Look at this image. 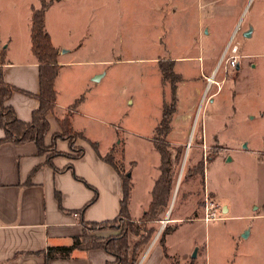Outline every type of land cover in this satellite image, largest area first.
Listing matches in <instances>:
<instances>
[{
	"label": "rangeland",
	"instance_id": "374dc122",
	"mask_svg": "<svg viewBox=\"0 0 264 264\" xmlns=\"http://www.w3.org/2000/svg\"><path fill=\"white\" fill-rule=\"evenodd\" d=\"M50 1L44 19L54 44L61 52L78 49L67 58L89 62L102 77L88 108L96 119L88 131L99 135L102 146L115 142L114 162L135 178L134 206L149 176L159 174L152 136L161 106L171 97L161 63L180 78L164 147L174 184L161 221L169 210L200 218L208 198L218 219L193 233L198 264H264V0ZM11 4L22 13L28 4L40 6L36 0H0L1 6ZM236 20L239 32L233 29ZM231 44L238 46V69L219 64ZM171 56L188 60L175 65ZM214 67L209 85L199 74L209 77ZM203 126L207 132L222 130L223 143H205ZM154 225L158 232L161 222Z\"/></svg>",
	"mask_w": 264,
	"mask_h": 264
},
{
	"label": "crops",
	"instance_id": "0c3cea01",
	"mask_svg": "<svg viewBox=\"0 0 264 264\" xmlns=\"http://www.w3.org/2000/svg\"><path fill=\"white\" fill-rule=\"evenodd\" d=\"M32 6L35 5L28 4L27 11L22 13L14 4L0 5V66L4 81L17 89L11 94L7 104L23 122L31 120L32 110L38 105L35 95L39 90V65L30 50L29 35ZM47 33L53 47L58 50L56 64L59 67L54 78L56 104L53 112L47 115L50 127L44 142L48 146L51 135L61 131L58 121L71 109L70 122L78 135L77 145L83 148V152L77 159L60 155L48 162L46 154L37 152L34 142L0 143V264H106L111 257L102 248L75 250L70 257L45 261L46 247L67 246L72 238L82 234L79 223L81 217L87 222L95 223L117 217L123 192L121 177L103 159L115 147V142L109 139L107 145L102 146L101 140L96 137L99 135H92L88 131L90 124L96 120L88 108L95 102L96 84L102 77L89 69V62L67 58L74 57L78 49L67 48L61 52L48 30ZM183 59L188 60V57L173 59L171 56L170 60L176 65L178 60ZM238 68L237 64L236 69ZM214 70L215 67L211 70V75ZM199 75L205 80L208 77ZM96 77L99 79L96 80ZM209 79L211 81L212 78ZM200 91L198 87L194 95L200 96ZM227 126L224 124L223 127ZM221 131L207 132L203 126L204 142L217 140L223 143L218 135ZM2 136L3 130L0 129V139ZM54 146L56 151L63 154L70 151L65 139L55 140ZM69 163L72 168L66 169L65 166ZM128 174L130 176V172ZM157 175L149 176L142 201L135 206L132 198V179L135 178L130 176L127 209L132 222H138L149 206L150 193ZM91 201L93 202L80 215L79 210ZM221 210L226 213L227 218H231L228 216L230 209L227 206L222 204ZM168 214L164 225L159 227V235L167 229L163 237L167 257L158 244L157 232L138 264H198L196 258L199 244L193 233L210 221L203 222V214L200 218L189 219L184 217V212L173 215L169 210ZM97 232L102 237L109 234V231ZM247 235L248 233L242 236L245 238ZM129 239L136 240L135 237Z\"/></svg>",
	"mask_w": 264,
	"mask_h": 264
},
{
	"label": "trees",
	"instance_id": "16d2710c",
	"mask_svg": "<svg viewBox=\"0 0 264 264\" xmlns=\"http://www.w3.org/2000/svg\"><path fill=\"white\" fill-rule=\"evenodd\" d=\"M39 7L32 6L30 14V50L37 61L38 68V81L39 90L35 95L38 100L37 107L32 110L31 120L29 122H23L19 120L12 108L7 104L10 96L17 89L13 88L3 79V70L0 66V129L3 130V136L0 139V143L9 142L13 144L23 142H34L39 154H44L46 151L51 150L47 161L51 162L54 156L65 155L70 159H77L83 152L82 147L74 148L73 139L78 137L77 133L73 131L70 117L71 114L63 115V118L58 121L61 131L53 133L51 135V143L46 146L44 142L45 136L48 134L49 127L47 115L53 112L56 104V95L54 89V78L56 76L58 65L57 54L58 50L55 49L51 43L50 35L45 28L44 14L46 8L51 3L50 0H36ZM159 65L160 76L163 82L168 83L170 86L171 97L169 104H163L161 107V116L158 124L156 125L152 140L155 151L159 153V174L154 181V186L150 193V203L147 209L142 213L141 218L133 224L130 221V215H128V196L131 188L130 176L127 171L123 174L121 169L114 162V148L105 154L103 159L108 164H111L114 170L117 171L121 177L123 192L119 203L118 216L110 221L103 222H87L81 217L79 223L81 225L82 234L74 237L71 243L67 246H49L46 247L45 261L52 258H67L70 257L75 250H90V249H104L111 257V260L106 264H138L141 255L148 247V244L157 233L156 227L153 224H158L164 216L165 211L169 205L170 194L173 187V173L170 168V156L164 149L168 145L167 135L170 131V119L175 112V94L176 85L180 81V78L176 76L171 67L168 72L165 68ZM173 66V63L171 64ZM67 140L69 148L73 150L72 155L66 153H60L55 149V140ZM95 149L96 145L94 144ZM181 155V152H178ZM66 169H71L72 165L69 163L65 166ZM91 202L85 204L79 214L89 206ZM127 221V223H126ZM121 222V224H120ZM115 231L111 236L102 237L92 234L91 231ZM167 229H164L158 239V244L161 245L164 256L166 255V246L163 242L164 234ZM136 238L135 241H130L129 237ZM45 264V263H44Z\"/></svg>",
	"mask_w": 264,
	"mask_h": 264
},
{
	"label": "built area",
	"instance_id": "2783aa9c",
	"mask_svg": "<svg viewBox=\"0 0 264 264\" xmlns=\"http://www.w3.org/2000/svg\"><path fill=\"white\" fill-rule=\"evenodd\" d=\"M234 28H235L234 32H238L240 30L238 25H236ZM237 51H238V46L235 44H231L227 50L223 51L220 57L219 64L223 63L225 69L229 67H232V68L236 67L238 64V60L240 59V56L238 55ZM213 73L211 76L206 78V81L209 85L212 84L209 82V78L210 77L214 78ZM203 212H204L203 217H202L203 222H209V221H214L218 219L217 206L212 200H209L208 198L205 200ZM164 222H165L164 220L161 221L162 226L164 225Z\"/></svg>",
	"mask_w": 264,
	"mask_h": 264
},
{
	"label": "water",
	"instance_id": "95a60500",
	"mask_svg": "<svg viewBox=\"0 0 264 264\" xmlns=\"http://www.w3.org/2000/svg\"><path fill=\"white\" fill-rule=\"evenodd\" d=\"M63 52H64V51H63ZM95 79L98 80L99 78L96 77ZM190 139H191V136H190L189 140H190ZM188 146H189V143L186 144V148H185V151H184V152H185V154H184V160H185V158H186V154H187V148H188ZM128 175H129V174H128ZM175 191H176V189H175ZM175 191H174V194H175ZM171 206H172V205H171ZM168 212H169V211L166 212L167 215H166L164 221H166L167 218H168V215H169ZM160 231H161V229L159 228V231H158V234L156 235V237L159 235V232H160ZM243 236H246V233L243 234ZM193 256H194V254H193Z\"/></svg>",
	"mask_w": 264,
	"mask_h": 264
},
{
	"label": "bare ground",
	"instance_id": "6f19581e",
	"mask_svg": "<svg viewBox=\"0 0 264 264\" xmlns=\"http://www.w3.org/2000/svg\"><path fill=\"white\" fill-rule=\"evenodd\" d=\"M211 81H212V79H211ZM209 82H210V79H209ZM211 83V82H210ZM178 188V187H177Z\"/></svg>",
	"mask_w": 264,
	"mask_h": 264
}]
</instances>
